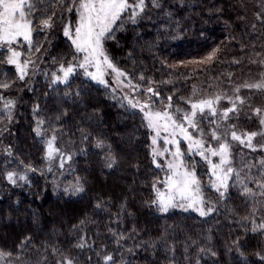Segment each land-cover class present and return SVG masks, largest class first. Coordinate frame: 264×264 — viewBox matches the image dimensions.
I'll return each instance as SVG.
<instances>
[{"label":"trees","instance_id":"1","mask_svg":"<svg viewBox=\"0 0 264 264\" xmlns=\"http://www.w3.org/2000/svg\"><path fill=\"white\" fill-rule=\"evenodd\" d=\"M65 5L70 0H43L33 26L39 28V21L55 12L53 27L33 32L31 47L22 40L13 45L21 60L38 64L33 73L28 69L21 81L14 66L0 63V83L11 84L0 89L5 98L0 100V252L11 253L6 256L16 264H63L65 257L75 264H105L106 255L113 256L107 264H264V231H252V220L264 219V196L254 183L258 169L241 172L253 176L245 183L255 196L243 195L239 183L231 186L233 178L222 198L209 186L213 177L206 162L186 154L183 160L188 166L195 162L201 193L214 211L207 216L173 208L160 212L152 204L157 199L153 184L161 192L166 172L162 161H157L161 168L153 164V129L143 112L81 68L67 84L51 85V73L62 75L61 64L79 62L64 35L65 25L75 27L77 14ZM258 13L264 17V0H168L135 24L122 17L114 38L105 40V50L130 84L159 93L148 96L153 112L186 110L225 80L243 82L259 72L264 18L258 19ZM6 55L0 49V60ZM6 100L15 101L10 113L3 107ZM39 120L44 121L42 136L34 131ZM247 124L241 126L251 130ZM200 127L206 140L205 120ZM53 135L67 147L61 148L63 154L72 156L64 168L56 167L58 158L46 159V141ZM98 140L104 148L96 147ZM239 151L247 154L244 160L234 157L237 169L264 157L247 148ZM109 156L116 160L112 168L106 166ZM10 171L26 174L27 182L13 185L6 178ZM77 178L84 191L74 194ZM119 235L124 239L117 244ZM81 237L84 248L76 247Z\"/></svg>","mask_w":264,"mask_h":264},{"label":"snow or ice","instance_id":"2","mask_svg":"<svg viewBox=\"0 0 264 264\" xmlns=\"http://www.w3.org/2000/svg\"><path fill=\"white\" fill-rule=\"evenodd\" d=\"M42 2L43 0H0V49L7 52V55L0 60V63L14 66L18 74L17 78L21 81L25 80V77L28 76V67L32 61L28 59L21 60L22 53L17 51L16 48L13 47V44L22 38L28 43L29 47H31L33 32L53 27L52 17L55 15V12L46 19L40 20L39 28L33 26L35 17L42 11V9L38 7ZM150 2L155 8L161 7L159 0H150ZM60 3L63 4V0H60ZM65 7L68 12H72L74 9L79 12L77 24L75 27L71 24L65 25L64 35L71 40L75 52L77 54L84 53V56L82 62L75 64L69 62L67 66L61 64L58 72L62 73V75L57 72L51 73V85L57 83L67 84L77 68L83 69L85 76L103 85H107V81L103 78L105 69H111L116 74L117 79L126 76L127 74L118 69L107 55L104 48V41L114 38L113 25L116 24L118 20L122 19V14L127 13V18L135 24L137 22V17H140L147 8L146 0H78V4L77 0H72L71 6L65 5ZM166 15H170V13H166ZM257 18L264 17H261V14L258 13ZM253 27H255V25H253ZM36 51H39V49L37 48ZM218 51L219 49L213 50L207 57V60L211 61ZM73 59H76V57L74 56ZM90 66H94L96 71L89 72L88 68ZM140 78L143 79V76ZM10 87L11 84L8 82L0 83V89H8ZM137 87L138 86H133L134 90ZM240 87L264 90V79L254 83H245L235 88L234 91L238 93ZM146 91L153 93L154 96L159 95V93L154 91L151 87ZM65 95H69V93H65ZM76 95L78 96L79 92H77ZM222 98L229 99L232 106L222 110L218 109L216 105ZM4 99L3 95L0 94V100ZM123 99L127 100L130 108H139L140 112H143L144 119L147 121L146 126L155 131V135L152 137L151 141L152 145H157V138L160 137L161 128L165 132H169L171 128L170 135L172 139L164 137L165 144H173L176 146L175 152L172 153L174 158L173 161L167 163V168L172 174L162 182L168 189V193L165 194L160 192L159 189L156 188V184H153V188L157 192V199L153 200L152 204L157 205L160 212L166 213L172 208L179 207L184 211L193 210L198 212L200 216H207L214 211V208L211 206L206 209L203 206L205 200L201 193V181L196 176V164L193 162L191 165L185 166L183 157L186 154L189 156L198 155L203 161L207 162L210 166L209 171L211 176L215 177L214 180L210 181L209 186L214 188L216 192L219 193L220 197L224 198L226 196L230 187L229 180L233 178L235 182L231 186H235L236 183H239L243 186V195L255 196L256 193L254 190L245 183V179L253 180V176H241L243 169H247L251 172L254 168L258 169V175L254 183L260 189L259 194L264 196V157L252 162L245 161L241 169L232 166L233 142L238 143L242 148L249 149L251 152H264V141L257 139V137H264V108L257 107L252 109V114L259 119V124L261 126L259 131H237V125L227 124L225 126L224 124L217 123L215 120H211L210 117H218L220 121L224 122L233 119L239 111L237 102H239L240 105H243L245 102L239 95L235 97V100L217 95L211 99L190 102V111L183 112V115L180 117V122L174 119L172 113L167 110L153 112L150 104L147 102L141 104L139 101L129 99L127 96ZM171 99V97H168L169 101H171ZM14 106V100H6L3 105L4 109L8 110L9 113ZM124 106V103L121 102V107ZM168 107H172L171 103L168 104ZM38 109L39 105H37L33 111L36 112ZM175 111L181 112L182 110L177 108ZM205 119H209L210 123L215 124V127L210 129L207 134V139L209 141H215L217 147H212L210 144L207 147L205 146V133L203 128L200 127V123ZM161 121H164V123L161 124ZM184 122L187 123V127H185ZM43 124V120L37 122V127L34 129L37 136L43 135L40 127ZM189 128L199 133L200 136H194L193 133L189 131ZM177 130L182 139L187 141V153L182 152L180 149V140L176 139ZM56 139L57 137L53 135L46 141V159L51 162L59 155V167L64 168L65 162L71 160L72 156L60 152V149L55 146ZM96 147L104 148V141L98 140ZM166 151H168L167 148L163 150H160L158 147L152 148L153 164L156 168L162 167L161 163L157 162L156 157L163 156ZM9 155H11L10 152ZM212 157H217L218 162H213L211 159ZM108 159L109 162L106 166L112 168L116 163L115 157L109 156ZM181 169H183V171H181ZM29 170L35 171V169ZM51 170L52 168L49 167L48 171ZM6 178L13 185L17 183V180L27 182L26 174L18 175L14 171L7 172ZM65 191L67 192L68 190L66 189ZM83 191V186L79 183V178H77V184L73 187V193L75 194ZM177 196L184 202L177 203ZM96 207L99 208L100 204H97ZM253 211H255V209ZM81 223H83V221ZM252 223L254 225L252 228L253 232L264 231V219L258 224L253 219ZM113 234L117 235L116 233ZM123 239L124 237L119 235L116 243L119 244ZM85 246L84 238L81 237V242L78 243L76 247L84 248ZM128 251L131 252L132 249H128ZM203 251L205 250L201 249V252ZM3 255H11V253H0V256ZM212 255L215 256L216 253L213 252ZM103 259L105 264H107V262L113 261V256L106 255ZM261 259L264 260V256H262ZM63 264H75V262L72 258L65 257Z\"/></svg>","mask_w":264,"mask_h":264},{"label":"rangeland","instance_id":"3","mask_svg":"<svg viewBox=\"0 0 264 264\" xmlns=\"http://www.w3.org/2000/svg\"><path fill=\"white\" fill-rule=\"evenodd\" d=\"M166 1H168V0H159L160 4L163 3V2H166ZM71 4H72V0H70V6H71ZM77 4H78V0H77ZM156 9L157 8H155V7H152V9L151 8L149 9V5H147V8H146L145 12L142 13L140 17H137V19L143 18L144 15L147 12L152 13L153 10H156ZM161 9H163V8H161ZM74 11L77 14V22H78L79 12L77 10H75V9H74ZM122 17H124L127 20H129L127 18L128 17L127 13L122 14ZM119 21L120 20H118L116 22V24L113 25V29H114V27L117 25V23ZM21 40L24 41L22 38L20 39V41ZM13 45L15 46V44H13ZM104 48H105V43H104ZM106 53H107V51H106ZM107 55H108V53H107ZM78 56H79V62H82L84 53H79ZM260 67L261 68H260L259 72L256 75H254L253 78H250V79H248L246 81H243V82L232 81V80L231 81H226L225 80L224 82H222V84H220L217 87H215L214 91L211 92V95L209 97L206 96L204 98V99H211V98H213V97H215L217 95H220L221 97H228V98H231V100H235V97L237 95H239L245 101L243 105H240L239 102H237V106H238L239 111H238V113L235 115V117L233 119H231V120H229L227 122H224V121H220L218 119V117H210L211 120H215L217 123L224 124L225 126L227 124H235V125H237V131H259L260 130L261 126L259 124V119H258V117H256L255 115L252 114V109L253 108H257V107L264 108V90L249 89V88L240 87V91L238 93L234 91V89L237 88L240 85H243L245 83H254L256 81L264 79V59L262 60ZM34 68L37 69L38 68V64L36 65V63L34 64L33 62L30 63L28 69L29 70L31 69L32 73L35 70ZM88 71L89 72H95L96 69H95L94 66H90L88 68ZM82 72L84 74V70L83 69H82ZM103 78H104L105 81H107V85H103V84H100V85H102L106 89L110 90L111 93L113 95H115L118 99H121V98L123 99L125 96H127L129 99H134L136 101H139L141 104L146 103V102L147 103L151 102L150 100L148 101V96L151 95L150 92H147L146 90L145 91H141L142 89L138 88V87L134 90L133 85L128 82V79H127L126 76H122V77H119V79H117L116 74L111 69H105ZM124 101H127V100H124ZM231 106H232V104H231L230 100L227 99V98H222L218 102V104L216 105V107L218 109H221V110L225 109V108H228V107H231ZM169 111H170V113H172L173 118L176 119L178 122H180V117L179 116H182L183 112L190 111V109L182 110L181 112L172 111L171 109ZM206 112H207V110H206ZM230 115H232V114H230ZM247 121H248V124H247L248 127L249 126H253L251 128V130H248L247 128H243L241 126V124H243L244 122H247ZM163 123H164V121H161V124H163ZM184 123H185V127H187V123L186 122H184ZM214 127H215V124L210 123L209 119H205V128L208 131H210V129H212ZM189 131L192 132L194 136H197V137L200 136V134L195 132L193 129L189 128ZM170 132H171V128L169 129V132H165L161 128L160 137L157 138V145H155V146L152 145V148L153 147H158L160 150H163L165 148L168 149V151H166L163 156H157L156 157L157 161H162L163 164H164V168H165V172H166L165 180L167 179V177L169 175L172 174L167 168V163L169 161H173L174 158L172 156V153L175 152V148H176V146L173 145V144H165L164 143V137H167L168 139H172V137L170 135ZM154 135H155V131L153 130V136ZM176 139H178V140L182 139V137L179 135L178 130H177ZM257 139L264 141V137H257ZM205 141H206V144H205L206 147L209 146V144L212 147H217V144H216L215 141H209L208 139H206ZM233 144H234V147L232 149L233 161H234V157L236 158V156L238 158L241 157V160H242V158L244 160L245 157L243 155H246L247 153L239 151L240 153L238 152L239 153V155H238L237 154V150L239 148H242V147L236 142H233ZM182 145L185 146V148H187V141L182 139V141L180 143V149L183 147ZM55 146L60 149V152L62 150L64 151V150L67 149V147L59 144L57 139H56V142H55ZM61 148H62V150H61ZM63 151H62V153H63ZM68 152H70V151L68 150ZM257 152L264 154V152H260V151H257ZM57 158L60 160L59 155H57ZM211 159L213 160V162H218V158L217 157H212ZM56 163H58V161H56ZM184 164H185V166H188L185 162H184ZM206 164H207V162H206ZM58 166H59V163L56 165V167L59 168ZM207 166L210 168V166L208 164H207ZM181 171H183V169H181ZM214 179H215V177H213V180ZM75 185L76 184L74 183L73 187ZM161 192H163L165 194L168 193V189L165 187V185H163V188H162ZM183 202L184 201L180 200V198L177 196V203H183ZM203 206L205 207V209L207 207H209V206L213 207L211 204H206V203ZM173 209H175V210H183V209H181L179 207L173 208ZM191 211H193V210H191ZM0 264H16V263L13 262L11 259H9L6 255H3V256H0Z\"/></svg>","mask_w":264,"mask_h":264}]
</instances>
